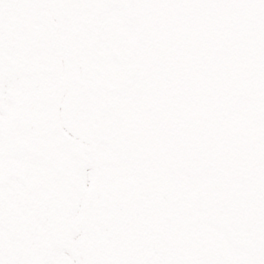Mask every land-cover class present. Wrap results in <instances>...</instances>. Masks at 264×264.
I'll list each match as a JSON object with an SVG mask.
<instances>
[{"label": "snow or ice", "instance_id": "1", "mask_svg": "<svg viewBox=\"0 0 264 264\" xmlns=\"http://www.w3.org/2000/svg\"><path fill=\"white\" fill-rule=\"evenodd\" d=\"M0 264H264V0H0Z\"/></svg>", "mask_w": 264, "mask_h": 264}]
</instances>
